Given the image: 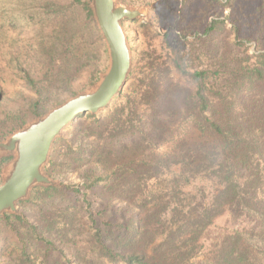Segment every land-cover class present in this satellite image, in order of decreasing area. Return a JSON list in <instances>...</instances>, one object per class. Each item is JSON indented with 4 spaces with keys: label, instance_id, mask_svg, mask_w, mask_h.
<instances>
[{
    "label": "trees",
    "instance_id": "1",
    "mask_svg": "<svg viewBox=\"0 0 264 264\" xmlns=\"http://www.w3.org/2000/svg\"><path fill=\"white\" fill-rule=\"evenodd\" d=\"M14 1L40 2L43 23L51 17L82 14L93 45L88 57L91 84L98 80V68L108 50L90 0H70L68 4L0 0V36L11 29ZM230 2L225 0L226 5ZM36 18L38 13L32 20ZM217 24L213 22L206 33ZM66 36L56 40L64 44ZM48 43L37 54L53 61L56 50ZM234 45L238 49L236 66L224 70L222 77L220 71L218 77L207 69L190 71L177 62V70L191 85L182 106L185 111L166 114L163 119H144L133 104L117 109L110 121H101L104 111L81 115L77 120L89 121L100 141L89 152L95 167L80 185L38 186L20 203L28 205L37 199L47 204L67 198L68 208L47 213L40 209L43 224L30 222L23 213L0 219L15 236L14 248L0 264H191L199 254L208 258L203 264H264V52L251 54L238 37ZM0 54L8 53L0 50ZM22 55L18 53L16 67L0 69V102L9 94L6 84L20 74L35 97L30 106L34 117L43 115L45 93L55 84L41 85L34 79L22 65ZM75 58L79 64L73 71L79 77L84 73L82 55L76 53ZM161 85L153 76L147 98H156ZM58 86L67 98L83 89L76 90L63 79ZM63 102L56 101L55 106ZM129 139L135 148L126 142ZM165 140L172 144V152L150 163L149 169L144 161H127L132 149L143 154L154 142ZM76 152L74 161L80 162L82 152ZM99 186L129 204L121 209L129 216L126 221L114 223L107 209L94 208L87 197ZM224 216L238 227L221 232L213 244L210 231Z\"/></svg>",
    "mask_w": 264,
    "mask_h": 264
},
{
    "label": "rangeland",
    "instance_id": "2",
    "mask_svg": "<svg viewBox=\"0 0 264 264\" xmlns=\"http://www.w3.org/2000/svg\"><path fill=\"white\" fill-rule=\"evenodd\" d=\"M15 2L11 4L12 13L8 24L11 29L6 36H0V50L8 53L4 57L0 54V69L7 66L16 67L15 59L21 52L23 55L20 61L34 79L41 81V85L55 84L45 93L47 101L43 106L46 110H42L45 115L56 107V101L69 99L64 95L63 87L58 86L60 80L63 79L65 83L70 81L76 90L83 88L79 92L95 87L100 81V76L109 66L108 53L101 59L98 80L91 84L92 67L88 57L92 53L93 45L90 33L86 28L84 29L83 15L80 14L79 17L74 12L64 18L51 17L43 23L45 19L42 17L40 2L29 1L22 4ZM54 2L68 4L70 0ZM118 2L147 12L151 26L143 24L140 19L126 20L123 23L131 48L132 67L121 93L101 113V121H110V116L117 109L127 108L133 104L137 106L143 118L153 116L155 119H163L166 114L185 111L182 110V106L191 92V85L177 70V62L190 71L207 69L222 77L224 70L228 71L227 69L236 66L238 49L234 45L235 37L245 42L251 54L264 52V0H231L228 6L225 0L223 2L221 0H125L124 2L118 0ZM19 9H22L21 13ZM34 13H38V18L32 20ZM213 22L218 23L214 26L215 29L206 33ZM65 33H67L66 42L60 44L56 39ZM49 41L56 50V58L53 61L43 60L37 54L39 49L49 45ZM76 53L82 55L80 63L84 65V73L79 77L73 71V67L79 64L78 59L75 58ZM218 71L221 72L220 76ZM61 72L65 75L62 76ZM153 76L160 79L162 85L158 91L159 95L154 99H148L146 92ZM6 85L9 94L0 102V142L5 141L9 135L37 117L43 116L34 117L30 106L35 97L23 81L22 75L17 74V77ZM167 102L169 107L165 106ZM23 122L26 123L18 127ZM92 126L89 121L81 118L66 128L54 145L45 171L63 186L82 184L86 173L95 167V160L90 158L89 152L91 147L100 141L96 140ZM14 127L16 129L3 137ZM150 127L154 125L151 124ZM126 142L135 148V145L131 144V139ZM120 145L121 143L117 144V148ZM149 147L143 154L132 149L133 151L128 152L127 161H144L148 168L150 163L172 152V144L166 140L156 141ZM78 150H81L82 158L80 162H75L73 153H77ZM8 157L11 159L4 162L3 159ZM8 157H0V184L3 180V170L13 158ZM87 198L96 210L107 209L114 223H122L129 217L125 212L121 213V209L129 204L112 197L102 186L90 191ZM69 205L67 198L57 202L49 201L47 204L34 199L28 205L19 204V211L30 222L43 224L41 208L47 213L68 208ZM237 225L227 216L216 220L209 234L213 244H216L223 235L221 232H231L238 227ZM14 240L15 236L6 222L0 221V261L5 262L8 258L11 249L14 248ZM207 259L205 255L199 254L191 260V264H203Z\"/></svg>",
    "mask_w": 264,
    "mask_h": 264
},
{
    "label": "water",
    "instance_id": "3",
    "mask_svg": "<svg viewBox=\"0 0 264 264\" xmlns=\"http://www.w3.org/2000/svg\"><path fill=\"white\" fill-rule=\"evenodd\" d=\"M90 7L107 46L109 66L95 87L77 93L0 142V157H13L0 184V219L20 215L19 204L30 198L34 188L62 185L45 171L55 142L81 115L105 111L121 93L132 67L123 23L140 19L151 26L147 12L117 0H90Z\"/></svg>",
    "mask_w": 264,
    "mask_h": 264
}]
</instances>
